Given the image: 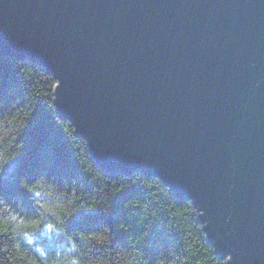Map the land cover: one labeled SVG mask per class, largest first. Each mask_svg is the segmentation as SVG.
Here are the masks:
<instances>
[{"label": "water", "instance_id": "obj_1", "mask_svg": "<svg viewBox=\"0 0 264 264\" xmlns=\"http://www.w3.org/2000/svg\"><path fill=\"white\" fill-rule=\"evenodd\" d=\"M0 54L54 74L104 170L159 177L228 264H264V0H0Z\"/></svg>", "mask_w": 264, "mask_h": 264}, {"label": "trees", "instance_id": "obj_2", "mask_svg": "<svg viewBox=\"0 0 264 264\" xmlns=\"http://www.w3.org/2000/svg\"><path fill=\"white\" fill-rule=\"evenodd\" d=\"M57 83L0 54V264H228L191 199L101 167L59 113Z\"/></svg>", "mask_w": 264, "mask_h": 264}]
</instances>
